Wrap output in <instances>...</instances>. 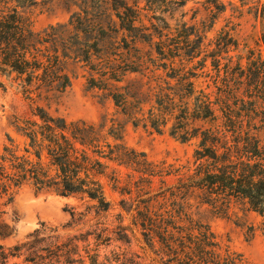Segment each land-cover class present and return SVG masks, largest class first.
Instances as JSON below:
<instances>
[{"label":"trees","instance_id":"obj_1","mask_svg":"<svg viewBox=\"0 0 264 264\" xmlns=\"http://www.w3.org/2000/svg\"><path fill=\"white\" fill-rule=\"evenodd\" d=\"M15 1L0 0V71L15 74L30 104L27 113L10 120L24 138L22 146L7 135L0 148V264L119 261L118 254L112 259L101 252L111 241L127 242L131 228L123 223L122 213L118 212L117 223L109 234L103 220L111 206L104 192L105 184L129 197L133 185L136 193L138 189L137 205L128 209L121 206L128 213L136 210L132 223L135 228L141 226L149 247L158 246L155 252L160 263L254 264L228 246L222 250L207 224L194 219L189 209L190 200L194 199L198 206L205 205L226 217L237 216L236 206L245 213H263L264 30L254 39L253 46L244 42L245 51L240 52L239 39L232 32L238 22L225 24L206 42L205 33L194 25L185 26L167 36L169 43L159 46V54L168 61L153 65L165 70L164 77L149 75L148 81L140 84L137 98L128 85L113 83L107 87L111 84L109 79L121 81L115 69L109 70L104 85H99L109 89L114 104L134 124L142 121L143 126L149 124L161 131L170 122L171 134L182 140L197 139L192 163L183 165L186 169L180 172V166L153 162L142 151L127 145L123 139L124 125L112 117L109 125L106 121L68 118L36 103L35 97L43 92L63 91L70 76L61 64L55 44L57 26L34 30ZM181 1L185 2L174 0ZM241 2L249 4L248 11L254 16L264 18L263 2ZM207 9L214 19L225 4L209 5ZM192 33L194 38L190 39ZM81 54L89 61V49L84 48ZM197 56L200 57L195 59ZM199 77L204 78V86L197 83ZM91 80L96 84L94 77ZM146 103L149 107L145 112ZM112 163L115 166L108 172ZM121 166L139 172L138 180L131 181L134 172L122 178ZM172 172L180 173L174 183L160 179L158 188H152L154 176ZM24 186L35 193L49 191L87 199L90 203L85 212L92 211L95 222L69 235L57 234L56 228L47 231L41 223L23 239L5 243L16 234L14 224L4 219L6 206ZM69 213L68 225L76 224L83 215L73 210ZM16 219L13 214L12 222ZM235 222L245 228L247 240L255 237L254 224ZM260 229L264 232V222Z\"/></svg>","mask_w":264,"mask_h":264},{"label":"rangeland","instance_id":"obj_2","mask_svg":"<svg viewBox=\"0 0 264 264\" xmlns=\"http://www.w3.org/2000/svg\"><path fill=\"white\" fill-rule=\"evenodd\" d=\"M218 1L16 0L18 11L34 30H42L49 25L57 26L55 44L58 47L61 64L70 76V83L63 91L43 92L42 95L35 97L36 103L68 118L81 117L96 122L106 121L109 125V119L112 117L124 125L123 139L127 145L142 151L153 162L164 161L173 167L180 166L182 169L180 172L185 171L186 168L182 166L192 163L197 139L182 140L171 134L170 122L161 131L149 124L143 126L142 121L134 124L132 119L114 104L109 89L99 85H104L103 79L109 75V70L115 69L121 81L109 79L111 84L107 87H112L113 83L128 85V89L137 98L140 84L148 81L149 75L151 78L161 75L164 77L165 70L162 67L156 69L153 65L168 61L159 54V46L169 43L167 36L176 34L177 29L185 26L194 25L201 33H205L206 42L225 27V24L229 26L232 22H238L232 32L239 39V51H245L242 47L244 42L253 46L254 39L264 30V18L254 16L252 11H248L249 4H242L241 0ZM260 1L264 3V0ZM220 2L225 4V9L212 19L207 7L209 5L214 7ZM69 21L72 24H68ZM192 38L193 33L190 34V39ZM84 48L89 49V61L82 58ZM181 56L182 61H185L186 55L182 52ZM175 65H178L177 57ZM145 66L148 68H144ZM104 71L106 74L102 75L101 72ZM91 77H94L96 84H93ZM203 79L199 77L197 80L200 86L205 85ZM29 104L30 101L24 98L20 80L15 78V74L0 71V148L7 141V135L22 146L24 138L16 132L10 120L27 113ZM134 104V109H137V103ZM143 107L146 112L149 104L146 103ZM113 166L115 164L112 163L107 171L109 172ZM120 169L122 178H126L128 172L131 174L134 172L124 166ZM178 175L180 173L174 172L162 177L156 175L153 177L152 188L154 190L158 188L160 179H165L167 184L174 183ZM138 178L139 172H134L131 181ZM132 188L129 197L128 194H120L112 189L109 184L104 186L105 195L111 203L103 219L108 225L109 234L117 223L118 212L122 213L123 223L133 230L127 231V242L111 241L101 254L112 259L114 254L119 255V261H111L110 264H163L159 262V256L155 252L158 246L149 247L141 226L135 228L133 225L132 214H136V210L128 213L122 209L121 204L127 209L137 205L138 189L136 193L134 185ZM122 198L125 201L120 203ZM190 202L191 216L207 224L222 250L228 246L232 251L242 254L248 261L264 264V232L260 229L261 223L264 222V210L262 214L257 211L245 213L236 206L234 208L238 216L236 220V215L222 216L211 211L210 207L198 206L194 199ZM89 203L90 201L77 195L63 196L49 191L35 193L28 186H24L17 190L12 202L6 206L4 219L14 224L16 234L4 242L11 243L23 239L41 223L47 231L56 228L59 235L85 230L95 222L92 211L85 212V207ZM69 210L76 214L83 212L76 224H67L70 220ZM13 214L17 216L14 222L11 220ZM235 221L254 224L257 228L255 237L247 240L244 235L245 228Z\"/></svg>","mask_w":264,"mask_h":264}]
</instances>
